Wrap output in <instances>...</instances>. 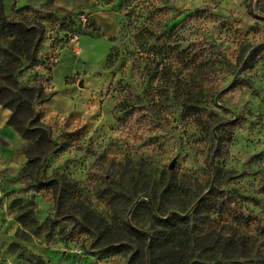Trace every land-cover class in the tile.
Segmentation results:
<instances>
[{"label": "rangeland", "instance_id": "374dc122", "mask_svg": "<svg viewBox=\"0 0 264 264\" xmlns=\"http://www.w3.org/2000/svg\"><path fill=\"white\" fill-rule=\"evenodd\" d=\"M4 1L18 7L9 19L42 24L38 65L56 92L48 108L59 118L46 125L51 140L31 152L35 167L76 188L59 212L70 228L62 242L72 251L54 264H78L87 254L90 264H126L122 254L92 251L94 237L80 235L77 222L104 236L123 222L149 231L160 216L185 214L206 195L241 209L243 219L211 211L202 231L246 239L245 264H263L264 0H132L127 8H118L123 0H59L55 10L76 7L64 17L49 9L54 0L36 12L20 9L28 0ZM89 1L108 13L103 30L87 18ZM128 8L153 34L137 53L134 30L120 37ZM115 47L120 57L108 58ZM163 59L166 74L157 69ZM20 78L36 82L28 70ZM122 98L125 106L116 108ZM232 121L228 152L215 156V126ZM30 180L25 186H36ZM83 188L96 189L86 196ZM10 264L49 263L21 251Z\"/></svg>", "mask_w": 264, "mask_h": 264}, {"label": "trees", "instance_id": "16d2710c", "mask_svg": "<svg viewBox=\"0 0 264 264\" xmlns=\"http://www.w3.org/2000/svg\"><path fill=\"white\" fill-rule=\"evenodd\" d=\"M132 0H123L118 8L128 7ZM14 5L12 6V13ZM21 10L31 11L29 6ZM19 9V10H20ZM35 11V10H32ZM36 12V11H35ZM130 18L120 27V37L131 29L133 53L146 45L145 35L153 36L145 25V18L139 10H129L126 14ZM0 106L19 114L16 120V130L23 136L39 133L49 142L50 131L42 123L36 105L46 102L51 94H46L42 83L27 84L20 75L38 65V50L44 39V28L40 22L29 23L24 20L10 19L4 14V0H0ZM128 40V39H127ZM127 47L125 48V50ZM150 53L153 46H148ZM120 48H113L108 58H119ZM131 54V53H130ZM168 64L159 61L157 69L160 74L168 73ZM237 86L236 79L227 87V91ZM124 99L116 102V108L125 106ZM235 121L218 124L214 129V155L224 156L234 135ZM29 162L34 165L36 188H46L52 191L54 199L53 224L62 222L60 216L63 202L68 193L76 188L67 189L61 185L64 178H42L44 167H35V158L28 154ZM79 205L86 207L80 198ZM151 208V207H150ZM214 211L226 214L235 222L242 221V211L229 202L220 201L213 195H206L197 199L195 205L185 214L172 212L160 216L149 231L140 230L127 222H123L119 232H110L107 236L91 228L78 225L81 233L93 236L90 247L92 251L104 250L105 253L122 254L127 257L126 264H245L244 260L250 255L246 239L239 238L221 230L202 231L207 215ZM77 228V227H75ZM195 231L199 233L194 234ZM264 264V258L262 260Z\"/></svg>", "mask_w": 264, "mask_h": 264}, {"label": "crops", "instance_id": "0c3cea01", "mask_svg": "<svg viewBox=\"0 0 264 264\" xmlns=\"http://www.w3.org/2000/svg\"><path fill=\"white\" fill-rule=\"evenodd\" d=\"M57 2L59 0H54L53 6L49 8L56 17L71 16L76 8L68 5L62 10H55L54 7H58L55 6L58 5ZM13 5L4 1L6 16L12 13ZM90 5L89 1L85 7L89 13L87 18L93 21L95 28L103 30L101 23L108 13H101ZM23 6L42 11L50 6V3L49 0H28ZM17 8L14 5L13 10ZM28 71L36 77L37 82L42 83L45 91L51 94L48 101L36 105L42 123L51 126L59 118L48 108L56 95L51 85L52 80L48 78L49 74L42 64ZM18 116V113L0 106V264L13 262L21 251L54 264L53 259L58 261L65 251H72L66 250L62 242L63 236L68 234L70 228L64 226L63 222L53 224L54 199L51 190L38 189L30 184L25 186L31 181L30 177L35 179V175L32 176L34 165L29 162L28 154L44 147L46 140L39 133L28 136L18 133L16 130ZM92 189L96 188H83V192L89 196ZM77 232L85 235L79 230ZM90 258H93L91 254L83 255L82 261L78 264H90Z\"/></svg>", "mask_w": 264, "mask_h": 264}, {"label": "water", "instance_id": "95a60500", "mask_svg": "<svg viewBox=\"0 0 264 264\" xmlns=\"http://www.w3.org/2000/svg\"><path fill=\"white\" fill-rule=\"evenodd\" d=\"M79 86H81V82L79 83ZM169 168H172V164H170Z\"/></svg>", "mask_w": 264, "mask_h": 264}, {"label": "built area", "instance_id": "2783aa9c", "mask_svg": "<svg viewBox=\"0 0 264 264\" xmlns=\"http://www.w3.org/2000/svg\"><path fill=\"white\" fill-rule=\"evenodd\" d=\"M4 264H10L9 262H5Z\"/></svg>", "mask_w": 264, "mask_h": 264}]
</instances>
